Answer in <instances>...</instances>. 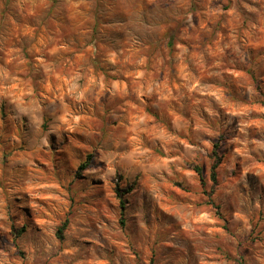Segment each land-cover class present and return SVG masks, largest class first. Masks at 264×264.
<instances>
[{"label":"rangeland","instance_id":"obj_1","mask_svg":"<svg viewBox=\"0 0 264 264\" xmlns=\"http://www.w3.org/2000/svg\"><path fill=\"white\" fill-rule=\"evenodd\" d=\"M259 90L264 0H0V264H264Z\"/></svg>","mask_w":264,"mask_h":264},{"label":"trees","instance_id":"obj_2","mask_svg":"<svg viewBox=\"0 0 264 264\" xmlns=\"http://www.w3.org/2000/svg\"><path fill=\"white\" fill-rule=\"evenodd\" d=\"M259 93L262 94L263 96V102H264V94L262 92H260L259 90ZM214 151H213V154L217 157V152L216 150L218 149L219 145L218 144H214ZM216 160L218 161V158L215 159V164L212 166V171H211V174H210V179L212 181H216V169H217V163ZM87 167V163H84L82 164L81 166H79V170H84L85 168ZM195 172L197 173L199 179L201 181H203V175H202V171L199 167H196L195 168ZM116 197L118 199V202H119V206H120V210H124L125 209V200H124V193H122V191H117L116 192ZM63 229V228H62ZM24 231V230H21V232ZM58 235L61 237V231L58 232Z\"/></svg>","mask_w":264,"mask_h":264}]
</instances>
